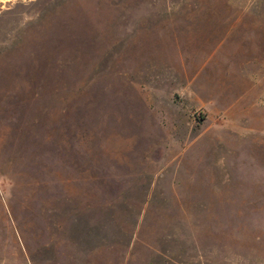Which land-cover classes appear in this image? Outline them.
<instances>
[{
  "label": "rangeland",
  "instance_id": "obj_1",
  "mask_svg": "<svg viewBox=\"0 0 264 264\" xmlns=\"http://www.w3.org/2000/svg\"><path fill=\"white\" fill-rule=\"evenodd\" d=\"M0 264H264V0H0Z\"/></svg>",
  "mask_w": 264,
  "mask_h": 264
},
{
  "label": "crops",
  "instance_id": "obj_2",
  "mask_svg": "<svg viewBox=\"0 0 264 264\" xmlns=\"http://www.w3.org/2000/svg\"><path fill=\"white\" fill-rule=\"evenodd\" d=\"M253 90H255V88H252V90H251V96L250 97H254L255 96V92H253ZM249 98V97H248ZM247 98V99H248Z\"/></svg>",
  "mask_w": 264,
  "mask_h": 264
}]
</instances>
